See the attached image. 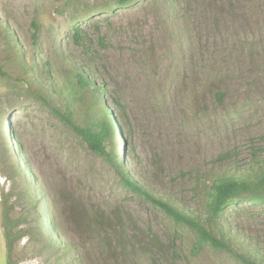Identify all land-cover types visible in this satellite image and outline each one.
I'll use <instances>...</instances> for the list:
<instances>
[{"label":"rangeland","instance_id":"1","mask_svg":"<svg viewBox=\"0 0 264 264\" xmlns=\"http://www.w3.org/2000/svg\"><path fill=\"white\" fill-rule=\"evenodd\" d=\"M76 65L122 122L129 173L205 220L215 179L264 172V0H0V264H240L207 244L194 253L195 233L127 191L22 79L30 70L66 90ZM115 147L120 155L117 136ZM98 213L111 227L123 214L129 256L110 255ZM220 224L240 249L264 255V202L243 201Z\"/></svg>","mask_w":264,"mask_h":264},{"label":"trees","instance_id":"2","mask_svg":"<svg viewBox=\"0 0 264 264\" xmlns=\"http://www.w3.org/2000/svg\"><path fill=\"white\" fill-rule=\"evenodd\" d=\"M137 1L139 0H116V6H127ZM170 1L174 3L176 0ZM87 16H83L82 19L85 20ZM32 24L36 29L34 33L36 37L40 23L38 20H34ZM4 30L7 36L11 37V40H16L8 28ZM73 30L76 39H81L80 28L74 25ZM33 67L30 64L31 70ZM85 68V65H76L75 73L65 83L66 90L63 86L60 87L59 82L51 77L49 86L41 85L39 83L41 76L32 73L30 70H27L25 74L29 78L23 77L22 79L27 81V91L45 103L58 119L70 126L86 143L90 151L102 156L111 163L127 191L142 196L147 201L161 208L176 224L186 226L195 233L197 242L193 248L194 253L200 252L203 246L207 244L228 253L232 259L240 264H264V255H259L261 258H258L250 251L240 249V245L235 244L233 241L234 234L226 233L220 224V220L231 207L238 206L243 201H248L251 204L264 202V172L255 179L241 178L234 175L215 179L207 191L205 204L207 217L205 220H202L192 212L157 197L139 180L135 179L129 173L125 163L119 160L124 155L123 145L125 138L120 129L122 122L115 110L106 104L105 93L102 90L103 85L99 86L92 77H89L90 75L85 73ZM45 72L49 76L52 74L50 62L45 64ZM6 75L7 73L0 67V76ZM225 96L226 93L223 91L216 93L219 102H222ZM3 121L8 127L10 120L4 118ZM0 133L5 141L2 123H0ZM115 136L121 141L120 155L115 147ZM5 161L8 162L9 158L5 159ZM21 172L22 170L17 164L12 166L14 175H21ZM28 174L29 172L25 170L24 175ZM24 175L23 178L26 181ZM118 218V226L111 227L112 224L116 225V223L107 219L104 214L98 213L96 214L98 222L95 227L99 236H110L104 245L110 255L116 260L117 258L114 257L115 252H118L121 258H126L132 252V248L127 242L126 220L121 213H118ZM5 233L7 246L11 251V231L6 227Z\"/></svg>","mask_w":264,"mask_h":264}]
</instances>
